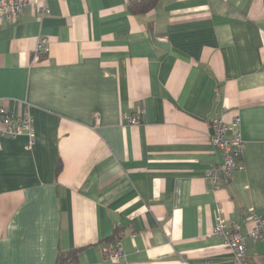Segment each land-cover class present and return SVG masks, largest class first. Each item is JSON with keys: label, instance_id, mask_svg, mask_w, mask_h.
Returning <instances> with one entry per match:
<instances>
[{"label": "crops", "instance_id": "crops-1", "mask_svg": "<svg viewBox=\"0 0 264 264\" xmlns=\"http://www.w3.org/2000/svg\"><path fill=\"white\" fill-rule=\"evenodd\" d=\"M130 1L0 17V98L34 119L32 135L0 139V264L73 250L75 264H234L212 234L219 217L264 264L247 221L264 208V0H160L145 14ZM216 120H239L244 143L217 190L205 180L222 161ZM117 240L113 263L101 246Z\"/></svg>", "mask_w": 264, "mask_h": 264}, {"label": "built area", "instance_id": "built-area-1", "mask_svg": "<svg viewBox=\"0 0 264 264\" xmlns=\"http://www.w3.org/2000/svg\"><path fill=\"white\" fill-rule=\"evenodd\" d=\"M67 1V0H63ZM31 4L36 10L49 14L50 10L44 4V0H0V17L16 22L22 15L24 8ZM49 39H42L37 47V55L34 61L40 60V55L45 51V46ZM145 111L141 110L139 116L128 117L130 125H138L142 122ZM210 141L216 146L221 155L222 161L219 165L206 172L205 180L210 183L215 190L219 189L220 182H230L235 171L241 169L244 143L240 133L239 120L234 124H227L223 120H216L211 124ZM34 131V119L29 115H20L10 112L4 105V100L0 98V139H16L20 136H30ZM32 147V144L29 146ZM250 223L249 237L254 242L264 240V218L258 216L256 210L249 209L247 218ZM214 236L223 239V244L232 254L234 264H250L246 255V239L239 228L230 227L225 219L219 217L213 233ZM101 251L105 259L118 263L124 259V251L120 241H116L114 246L104 244ZM204 264H213L212 261H205Z\"/></svg>", "mask_w": 264, "mask_h": 264}, {"label": "trees", "instance_id": "trees-1", "mask_svg": "<svg viewBox=\"0 0 264 264\" xmlns=\"http://www.w3.org/2000/svg\"><path fill=\"white\" fill-rule=\"evenodd\" d=\"M160 0H131L128 3V9L133 14L149 13L156 8ZM60 167H58V171ZM238 171V170H237ZM236 172V171H235ZM119 231L116 229L111 236V239L116 238ZM80 251L73 250L67 253H60L57 264H75L78 260V253Z\"/></svg>", "mask_w": 264, "mask_h": 264}, {"label": "water", "instance_id": "water-1", "mask_svg": "<svg viewBox=\"0 0 264 264\" xmlns=\"http://www.w3.org/2000/svg\"><path fill=\"white\" fill-rule=\"evenodd\" d=\"M154 41V43H157V44H159L161 47H166V45H164L163 43H158L157 41H155V40H153ZM256 214L258 215V216H263L264 215V208H261V209H258V210H256Z\"/></svg>", "mask_w": 264, "mask_h": 264}]
</instances>
